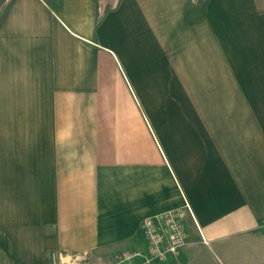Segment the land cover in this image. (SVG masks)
Segmentation results:
<instances>
[{"label":"crops","instance_id":"crops-1","mask_svg":"<svg viewBox=\"0 0 264 264\" xmlns=\"http://www.w3.org/2000/svg\"><path fill=\"white\" fill-rule=\"evenodd\" d=\"M184 207L153 264L264 249V0H7L0 264L146 259Z\"/></svg>","mask_w":264,"mask_h":264},{"label":"built area","instance_id":"built-area-1","mask_svg":"<svg viewBox=\"0 0 264 264\" xmlns=\"http://www.w3.org/2000/svg\"><path fill=\"white\" fill-rule=\"evenodd\" d=\"M186 211L184 207L145 219L142 228L148 243L147 264L165 262L180 255L189 245L188 231L183 224Z\"/></svg>","mask_w":264,"mask_h":264},{"label":"rangeland","instance_id":"rangeland-1","mask_svg":"<svg viewBox=\"0 0 264 264\" xmlns=\"http://www.w3.org/2000/svg\"><path fill=\"white\" fill-rule=\"evenodd\" d=\"M264 240V239H263ZM120 249H113L109 253H102L100 256L88 259V257L67 258L66 260H58L53 257L52 264H147L145 258H139L138 260H127L130 255L126 253H120ZM140 253L145 255V250H141ZM189 264H264V249L252 250L243 249L240 251L233 260H225L217 256V252L206 246H199L196 250V254L192 260L188 261ZM169 264H180L176 263Z\"/></svg>","mask_w":264,"mask_h":264},{"label":"water","instance_id":"water-1","mask_svg":"<svg viewBox=\"0 0 264 264\" xmlns=\"http://www.w3.org/2000/svg\"><path fill=\"white\" fill-rule=\"evenodd\" d=\"M7 2V0H0V9L3 7V5Z\"/></svg>","mask_w":264,"mask_h":264}]
</instances>
